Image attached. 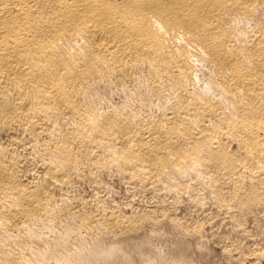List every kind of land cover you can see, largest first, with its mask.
<instances>
[{"label": "bare ground", "instance_id": "obj_1", "mask_svg": "<svg viewBox=\"0 0 264 264\" xmlns=\"http://www.w3.org/2000/svg\"><path fill=\"white\" fill-rule=\"evenodd\" d=\"M263 20L264 0H0V264H174L81 233L134 226L65 196L99 168L173 199L197 179L220 200L229 179L239 207L264 208ZM106 90L124 103L103 106Z\"/></svg>", "mask_w": 264, "mask_h": 264}, {"label": "rangeland", "instance_id": "obj_2", "mask_svg": "<svg viewBox=\"0 0 264 264\" xmlns=\"http://www.w3.org/2000/svg\"><path fill=\"white\" fill-rule=\"evenodd\" d=\"M110 93H112V92L111 91L107 92V90L103 91V96L105 95L104 97H105V100H106V101H104L105 105L103 104V106L111 105L112 102H113V105H116V106H119V105H117V103L121 104V105L124 103L125 99L122 96V94H118V93L110 94ZM113 94L114 95H119L120 97L119 96H114ZM122 97H123V99H122ZM109 98L112 99V102H111V100ZM32 165H31V168L29 167V169H31V170H29L30 174H28V177H26V179L32 178L34 176V174H36V175L33 178H38L39 175L41 174V172L43 171L41 165L34 164L33 167H32ZM109 168L112 170L113 167L112 168L109 167ZM109 168H106L107 170H105L103 168L92 170V172H91L92 174L97 173L95 175L90 174V176H93L92 181L95 179L94 177H96V175H98V177H96V179H98L99 176H101L100 177L101 178L100 181L99 180L97 181L96 179L93 181V182H95L94 185H92L93 183H91L92 182L91 180L90 181H84V180L78 179L77 177H75V178L73 177V180L71 181V183L66 186L67 189H71L70 190L71 193L69 192V190L68 191L65 190L66 188L63 189V191H65V194H66L65 196L66 197H71L72 196L71 201L73 200L74 203H75V201L77 199V201L75 203V204L78 203V205H76V207H78L77 209L87 208L89 211H91L93 213L94 212H97V213L101 212L102 211L101 207H103V208L105 207L107 209L109 207V210H110V208H114L116 210L122 205V208L121 207L119 208L120 210L119 209L116 210L117 213H119V215H121V216H123V215L126 216L127 215L126 218L130 217V220L132 219V222L135 221L133 223H135L138 227L135 224L132 223V225H134L136 227L133 226V228L129 230V231L132 230L131 232H129L127 230L129 233L126 232V231H124V232L116 231V232H113V233H102L101 230L99 232V229L96 232V230H97L96 228H95L96 230H94L93 233H92V230L90 231V229H89V231H90L89 232L86 227H83L84 229L82 228L81 230H83V231L81 232V230H80L81 226L78 225L79 222H77V224H75L76 223L75 220L65 219L67 221L66 222L64 221L65 223H63V225L61 227L63 229L65 228V231L71 232V230H73V228H75L73 230V233L71 232L73 234V236H74L77 233V229L80 227L78 229V232L80 231L81 233H83L86 236V239L88 238L89 240H92L94 238L95 240H97V239L99 240V238L101 237L100 239L105 243V245H107V243H108V245L109 244L110 245H113V244L115 245L116 244L117 246L119 245L121 247H123V246L124 247H129L127 245L132 246V245H135V244H138V243L141 244V245H144V243H149L148 245H150V246L147 245V247L148 248L150 247L149 250L152 248V250L149 253V255H147V256H150L149 258H152V256L154 258L160 257V256L163 257L166 254L165 256L167 258L164 256L165 259H168L170 261H174L175 263L179 262V260H184V261H186V264H264V214H263V211H264L263 209L264 208H263L262 204H261V206L259 208L258 205H260V203H256V204H258L257 206L248 207L247 210L246 209L244 210L241 207V205H240L241 209H239L240 208L239 205L236 204L238 202L234 200V194H233V186L234 185H233V181L232 180H229V179H221L220 180L219 185L222 184V186H220V188H221L220 191H222V192H220L221 196L219 195V197H221L224 201H222V199L218 197L221 200L220 201L214 195H212L213 193H210L211 189L207 188L208 185H204V184L200 183L199 181H198L199 182L198 184L200 185V187H199L198 184L195 185L194 183L197 181V179H194L195 182H194V180H192L191 185H190L191 187L186 188V190H181V191H184V193L183 192L180 193L179 190H177L178 192L175 191L178 194L180 193L182 196L178 195V194L174 195V197L176 196L177 198L179 196L178 199L175 197L174 198L175 200H174L171 197L170 194L168 195L167 191L165 192V190H163V192L161 193L162 190H160V192H159V191L154 190L153 188H148V187H146L148 189V190H146V188L144 189L142 187V189H141V186L138 187L139 185L132 184L133 186L137 187V189H138L137 190L135 187H133L131 185V183H133L132 181L129 182V179L128 178L126 179V177H123L115 168H113L112 171ZM100 169H103V170H100ZM108 171L110 172V174L108 173ZM114 172H115V174H114ZM32 174H33V176H32ZM99 174H101V175H99ZM115 175H117V176H115ZM120 175L122 177H120ZM102 180H103V182H102ZM76 181H78V182H76ZM226 181L229 182V183L226 184L227 183ZM74 182L76 184H74ZM86 182H88V183H86ZM96 182H98L99 184H97L95 186ZM101 182L103 183L102 186H100ZM124 182H126V183H124ZM89 185H91V187ZM228 185H230V188H227V187H229ZM92 186H93V188H92ZM196 186H198L200 189L198 187H196ZM95 187L96 188L99 187L101 190L98 188V190H99L98 191ZM131 187L133 189L135 188L136 194H134L135 191ZM231 187H232V189H231ZM103 188H105V189H103ZM190 188H194L196 192L194 190L193 191L190 190ZM201 188H203L204 192H203V190ZM95 189H96L97 192L95 191ZM152 189H153V191H152ZM229 189H230V191H229ZM189 190L192 191L193 193L190 194L191 192ZM198 190H202V191L200 192ZM226 190H227V192H225ZM187 191H188V195L189 196L187 195L185 197ZM205 191L208 192V193H206ZM153 192L155 193L154 195L151 194ZM60 193L61 194L63 193L62 190L56 192V194L58 196L61 195ZM74 193H76L77 196ZM205 193L208 194V197H206L207 195ZM226 193L229 195L228 198H227L228 195ZM229 193H232L233 196L231 194H229ZM99 194L101 195V198H100ZM132 194H134V195H132ZM156 194L158 195V197H157ZM166 194L168 196H170L172 199L170 197L167 199L168 196H166ZM93 195L94 196L98 195L99 198L97 196L94 197ZM203 195H205L204 197L209 199V201H208V199H206L208 202L205 200L204 197H200V196H203ZM151 196H152L153 199L151 198ZM159 196H160V198H159ZM164 196H166V197H164ZM190 196H192V197H190ZM193 196L195 197L196 202L194 201ZM231 197H233V199ZM132 198L134 200H130ZM188 198H189V200H187ZM229 198L232 199V203L231 202L229 203V200L227 201V199H229ZM79 199L81 201H79ZM82 199H83L84 202L82 201ZM84 199H86L87 201L84 200ZM170 199H171V201H169ZM179 199H181V200H179ZM202 199H204V202H203ZM102 200H103V202H102ZM173 200L174 201L178 200V202L177 201L174 202ZM165 201H166V203H165ZM215 201H216V203H215ZM217 201H220V202L217 203ZM86 202H88V203H86ZM89 202H90V204H89ZM107 202L109 204H107ZM157 202L160 205L162 203L163 204L160 206V205L157 204ZM222 202H223L224 205L222 204ZM81 203L82 204L84 203V204L82 205ZM97 203L98 204L100 203V205H102V206L96 207L97 205H95V204H97ZM130 203H133V204H131L129 206ZM169 203H170V205H169ZM171 203L173 205L175 204L174 206H176V207H174ZM203 203H205V204H203ZM227 203H228V205H227ZM110 204H111V206H110ZM113 204H114L115 207H113ZM117 204H119L120 206L117 205ZM194 204L195 205L197 204L196 205L197 207ZM198 204L200 206H198ZM202 204H203V206H202ZM89 205H91L92 207L89 206ZM93 205H94V207H93ZM235 205H238V206H235ZM79 206H80V208H79ZM157 206H159V207H157ZM162 206H164V207H162ZM229 206H234V207H229ZM165 207H166L165 210H166L167 214H166L165 210H163ZM171 207H173V208H171ZM237 207H239V208H237ZM94 208H96V209H94ZM160 208L161 209L163 208V209L161 210ZM232 208H234V209H232ZM97 209L98 210L100 209V210L98 211ZM158 209H160V210H158ZM154 210L156 212H154ZM233 210H235L236 212L233 211ZM157 212H159V213H157ZM140 213H141V215H140ZM151 213H152V215H151ZM153 213H157V215L156 214L155 215L157 217H159V218L161 216V218L163 217V219L160 218L161 219L160 220ZM163 213L168 215V217H164ZM131 214L132 215L134 214L133 217H132ZM150 216H152V217H150ZM135 217L136 218L138 217V218L136 219ZM141 217H142L143 221H142V219H140ZM171 218L174 219V222H171L172 224L170 223V221H172ZM152 219L154 220L153 224H151ZM68 220H70L71 224L69 223ZM138 220H139V222H137ZM71 221L73 222V224H72ZM146 221H147V223H146ZM156 221H158V222L162 221V222L161 223H157ZM144 222L147 225L150 224L149 226L151 228L150 229H149V227L147 228V225L145 226ZM154 222L159 227H157L154 224ZM140 223H142V224H140ZM64 224H65V226H64ZM69 224H70V227H69ZM173 224L174 225L177 224V225L174 226ZM160 225H161V227H160ZM178 225H181V226L178 227ZM140 226L143 227V229ZM69 228H70V230H69ZM139 228H141L142 230L139 229ZM152 228H153V231H152ZM154 228L156 230H154ZM136 229H137V231H136ZM198 229L201 231V233L200 232L196 233V231H198ZM65 231L62 230V232H65ZM135 231L137 233H135ZM157 231H158V233H157ZM145 232H147V233H145ZM153 232H155L156 234L153 233ZM87 233H88V235H87ZM98 233L100 235L101 234L102 235L99 237ZM130 233H133V234H130ZM159 233H161V234H159ZM114 234H115V236H114ZM134 234H135V236H134ZM154 234H155V236H154ZM157 234L160 235V236L162 235V236L160 237ZM92 235L94 236L93 238H92ZM95 235H97V236H95ZM128 235H130V236H128ZM148 235H150L151 237L149 238ZM108 236H109V238L111 240L108 238ZM127 236H128L129 239L127 238ZM96 237H98V238H96ZM146 237L148 239L144 240V239H146ZM115 239H116V241L119 242V244L116 243ZM117 239H120V240L122 239V240L120 241V240H117ZM136 240H138V241H136ZM141 240H142V242H140ZM149 240H150L151 244H150ZM126 241L128 243L129 242L130 243L127 244ZM113 242H115V243H113ZM121 242H123V243H121ZM154 244L156 246H154ZM158 248H159V251L157 253L156 251H157ZM161 252H163V254ZM167 252H168V254H167ZM158 255H160V256H158ZM171 255H172V258L170 259ZM133 256H135L134 257L135 259L137 258L136 254H133ZM154 258H152V259H154ZM176 258L178 259V261H177ZM137 260H138V258H137Z\"/></svg>", "mask_w": 264, "mask_h": 264}]
</instances>
